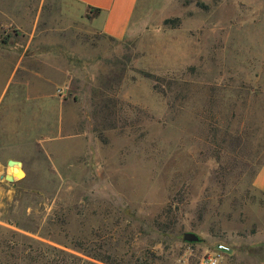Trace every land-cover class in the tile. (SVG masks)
Here are the masks:
<instances>
[{
	"label": "rangeland",
	"instance_id": "374dc122",
	"mask_svg": "<svg viewBox=\"0 0 264 264\" xmlns=\"http://www.w3.org/2000/svg\"><path fill=\"white\" fill-rule=\"evenodd\" d=\"M90 18L0 0V264H264V0Z\"/></svg>",
	"mask_w": 264,
	"mask_h": 264
},
{
	"label": "crops",
	"instance_id": "0c3cea01",
	"mask_svg": "<svg viewBox=\"0 0 264 264\" xmlns=\"http://www.w3.org/2000/svg\"><path fill=\"white\" fill-rule=\"evenodd\" d=\"M80 9L89 15L91 26L98 32L112 39H122L129 31L138 0H72ZM9 64L4 58V77L8 81ZM5 81V82H6ZM6 85V84H5ZM4 85V92L6 93ZM5 96V95H4ZM0 176V199L2 198V182ZM254 187L264 195V164L259 168Z\"/></svg>",
	"mask_w": 264,
	"mask_h": 264
},
{
	"label": "water",
	"instance_id": "95a60500",
	"mask_svg": "<svg viewBox=\"0 0 264 264\" xmlns=\"http://www.w3.org/2000/svg\"><path fill=\"white\" fill-rule=\"evenodd\" d=\"M13 164H18V163L14 162V161H11V160H9L7 162V165L8 166H11ZM4 180L5 181H8V182H13V178H12V176L10 174H6L4 176ZM184 239L187 240V241H191V242H194V241H197L198 240V238L194 234H192V233H186L184 235Z\"/></svg>",
	"mask_w": 264,
	"mask_h": 264
},
{
	"label": "built area",
	"instance_id": "2783aa9c",
	"mask_svg": "<svg viewBox=\"0 0 264 264\" xmlns=\"http://www.w3.org/2000/svg\"><path fill=\"white\" fill-rule=\"evenodd\" d=\"M222 251H227V248L220 247ZM201 264H218V260L213 256H205L201 260Z\"/></svg>",
	"mask_w": 264,
	"mask_h": 264
},
{
	"label": "bare ground",
	"instance_id": "6f19581e",
	"mask_svg": "<svg viewBox=\"0 0 264 264\" xmlns=\"http://www.w3.org/2000/svg\"><path fill=\"white\" fill-rule=\"evenodd\" d=\"M13 167V174L16 175L19 179L22 177V171L18 164L11 165Z\"/></svg>",
	"mask_w": 264,
	"mask_h": 264
}]
</instances>
